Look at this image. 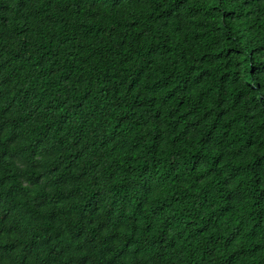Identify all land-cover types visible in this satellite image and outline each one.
<instances>
[{
    "label": "trees",
    "instance_id": "trees-1",
    "mask_svg": "<svg viewBox=\"0 0 264 264\" xmlns=\"http://www.w3.org/2000/svg\"><path fill=\"white\" fill-rule=\"evenodd\" d=\"M0 264H264V0H0Z\"/></svg>",
    "mask_w": 264,
    "mask_h": 264
}]
</instances>
